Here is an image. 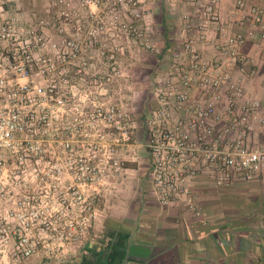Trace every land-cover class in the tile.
Here are the masks:
<instances>
[{
    "label": "built area",
    "instance_id": "2783aa9c",
    "mask_svg": "<svg viewBox=\"0 0 264 264\" xmlns=\"http://www.w3.org/2000/svg\"><path fill=\"white\" fill-rule=\"evenodd\" d=\"M189 1L195 13L182 14L181 30L191 35L184 38L164 72L154 80L143 148L147 151L150 185L157 204L163 208L180 206L198 217L201 210L191 192L194 180L204 177L214 187L225 188L257 181L264 170V81L262 98L251 97L246 90L244 74L247 61L240 53L248 40H254L264 57V0H231V16L236 18L235 23L240 28L236 32L231 25L222 22L220 5L223 0ZM0 2L5 5L14 0ZM81 17L86 21L85 28L79 21ZM81 17L71 22L84 36L94 16L87 13V17ZM1 22L0 19V54L8 64L22 66L29 80L32 73L29 67L37 66V60L28 55L29 49L34 48L36 34L26 31L27 37L30 36L29 45L27 37L12 34L10 26ZM93 41L97 46V39ZM4 42L7 46H1ZM79 45L85 46L82 42ZM148 48L152 50L151 42ZM206 51L211 53L209 58ZM55 72L57 69L52 71ZM62 79L65 81L67 77L62 76ZM0 83L5 84L1 92L23 95L19 102L30 103L31 107L36 105L31 103L35 98L26 97L30 85H6L4 80ZM33 89L36 98L45 94L53 97L55 93V86ZM57 104H62L59 98L55 100L56 107ZM92 105V109H88L91 107L88 103L78 109L68 105L62 110L64 115H53L56 124L51 129V137L60 142L49 155H42L40 143L28 138L29 131H33L29 134L33 138L42 132L33 127L34 111L25 114L19 109L0 111V166L6 163L4 155L8 153L15 155L11 158L16 168L11 171L15 178H63L79 181L83 188L93 179L103 177L105 115L99 106ZM112 113L115 119L111 133L116 142L113 150L118 152L121 115L118 109H112ZM63 120L65 124L61 123ZM94 134L95 139H91ZM41 163L50 166L41 171ZM80 189L78 186L68 189L72 201L84 203V210H90V203L82 199ZM22 206L27 210L29 202H23ZM85 222L89 219H82V224ZM23 229L31 231L28 224ZM28 242L20 236L18 244L22 257L33 253L32 247H24Z\"/></svg>",
    "mask_w": 264,
    "mask_h": 264
},
{
    "label": "rangeland",
    "instance_id": "374dc122",
    "mask_svg": "<svg viewBox=\"0 0 264 264\" xmlns=\"http://www.w3.org/2000/svg\"><path fill=\"white\" fill-rule=\"evenodd\" d=\"M151 9L148 0H14L5 5L0 2L1 23L10 26L12 34L27 37V30L36 34L34 48L29 49L28 55L37 60V66L29 67L32 73L27 80L22 66L8 64L0 54V80L6 81V85H30L26 97L35 98L31 103L36 104L31 107L30 103L19 102L23 95L1 92L5 84L0 83V111H34L33 127L42 132L33 138L29 136L33 131H29L28 138L40 143L42 155H49L58 146L60 140L51 137L56 124L53 115L61 117L68 105L73 109L83 103L91 105L88 109L93 108L92 104L99 106L105 115L107 135L105 173L83 188L79 181L63 178H15L11 173L16 171L11 163L15 155H4L6 163L0 166V264H69L70 256L97 235L100 223L113 209L133 201L148 202L149 164L143 142L151 89L162 74L163 31H167V25L161 27L157 12ZM87 13L94 19L89 20V28L82 36L71 21L80 14L87 17ZM150 42L152 50L148 48ZM26 43L31 44L30 36ZM53 69L57 72L52 73ZM35 86H55V93L53 97L45 94L36 98ZM58 98L62 104L56 107ZM112 109H118L121 115L118 152L113 150ZM91 124L96 130L95 123ZM91 139H95V134ZM39 166L46 171L50 164ZM77 186L82 190V199L90 203V210H84V203L72 201L68 189ZM26 201L27 210L22 206ZM84 218L89 222L82 224ZM27 224L31 231L23 229ZM20 236L29 241L24 247L33 249L29 257L20 253Z\"/></svg>",
    "mask_w": 264,
    "mask_h": 264
},
{
    "label": "crops",
    "instance_id": "0c3cea01",
    "mask_svg": "<svg viewBox=\"0 0 264 264\" xmlns=\"http://www.w3.org/2000/svg\"><path fill=\"white\" fill-rule=\"evenodd\" d=\"M148 5L157 12L160 26L167 25V31L162 30L163 73L191 35L181 30V16L195 9L189 0H148ZM232 9L231 0L221 2L222 22L236 32L240 28ZM240 53L247 61L246 90L262 98L264 57L254 40H248ZM205 55L209 58L211 53ZM150 103L151 94L148 109ZM191 192L201 210L198 217L180 206L160 207L150 185L148 202L113 209L97 235L70 256L69 264H264V170L257 181L225 188L201 177L192 182Z\"/></svg>",
    "mask_w": 264,
    "mask_h": 264
},
{
    "label": "trees",
    "instance_id": "16d2710c",
    "mask_svg": "<svg viewBox=\"0 0 264 264\" xmlns=\"http://www.w3.org/2000/svg\"><path fill=\"white\" fill-rule=\"evenodd\" d=\"M80 17H81V15H80ZM82 18V17H81ZM80 22H81V26L83 27V28H85L86 27V21H85V19L84 18H82V20H79ZM75 23H76V20L74 21Z\"/></svg>",
    "mask_w": 264,
    "mask_h": 264
}]
</instances>
